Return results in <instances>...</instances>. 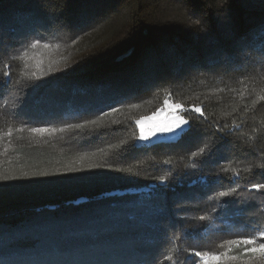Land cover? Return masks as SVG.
Returning a JSON list of instances; mask_svg holds the SVG:
<instances>
[{"label":"trees","instance_id":"trees-1","mask_svg":"<svg viewBox=\"0 0 264 264\" xmlns=\"http://www.w3.org/2000/svg\"><path fill=\"white\" fill-rule=\"evenodd\" d=\"M0 28L22 41L3 57L16 87L0 99V153L38 172L102 166L0 189V242L19 239L12 264H150L160 238L264 232V190L253 188L264 184V0H0ZM44 42L58 56L42 57ZM165 99L204 118L182 112L190 131L137 147L135 121ZM217 124L231 142L209 156ZM34 127L64 131L42 142Z\"/></svg>","mask_w":264,"mask_h":264},{"label":"snow or ice","instance_id":"snow-or-ice-1","mask_svg":"<svg viewBox=\"0 0 264 264\" xmlns=\"http://www.w3.org/2000/svg\"><path fill=\"white\" fill-rule=\"evenodd\" d=\"M22 43L21 40L18 38H14L12 35H8L6 37L4 31L2 28H0V65L4 68V71L2 74H0V99H3L6 95L10 94L16 87L13 76L14 73L11 71L12 65L9 63L3 62V57L9 56L12 52L15 51L18 45ZM40 44L39 40H35L30 45L31 48H36L37 45ZM47 47V45H45ZM24 55H27V52L24 53ZM261 61L264 62V50H262L261 55ZM64 69H61L63 71ZM54 69L50 70L49 75L54 74ZM35 75V73H33ZM42 77H37V79H41ZM36 85H32L31 87H35ZM264 99V97H262ZM27 102V90L25 91V95L21 98H19V102L15 109L12 110L11 115L14 118H18L20 114V110L25 106ZM165 105L175 109L177 112H191L198 114L201 119L204 118V111L202 107H198L193 105L191 108L185 109L183 105L181 104H171L169 105V102L167 100L164 101ZM112 111H116L115 108L111 109ZM155 115V114H154ZM147 119L153 120L151 124H149L147 127L145 126L144 122L142 120H136L135 123L139 126V135L135 137L134 139L136 141H151L153 138H160L167 136L168 134H171L170 138L175 139L178 136L183 135L186 131L191 130L192 121L185 119L184 115H176L172 119H163V120H155L153 117H148ZM97 121H84L83 123L74 125L77 129H88L92 125H95ZM187 126V127H186ZM68 127H73V125H68ZM240 125H233L234 130H238ZM214 131L217 134L218 137V143L214 145L212 149L209 150L208 155L211 156L212 152L215 151L216 147H219L221 143L224 141L231 142V137L228 133H225L223 128L217 124L213 125ZM29 131L33 133H55L57 131H64V128H49V127H34L29 129ZM207 135V133H206ZM137 147L143 146V145H136ZM203 149L201 150L203 154ZM248 151L256 155L255 149L249 148ZM195 155V153L193 154ZM101 165L86 163L82 164L80 167H74V166H65L63 168H57L55 172L49 173V172H38V171H22L19 175H8L6 173L0 172V189L3 187L8 186V181L13 180H26L33 177H39V176H48V175H66L67 173H76V172H87L92 169L100 168ZM113 171H119V172H125L124 169H112ZM195 165L192 168V171L194 172ZM129 172L131 170H128ZM189 174L187 171L183 174H180V176L177 177V179L182 178L183 175ZM161 185L164 186H170L171 183H173L172 180H169L166 176H160L158 178ZM253 188L258 190H264V184H257L253 185ZM102 196L104 194H101ZM229 193L221 191L220 196L221 197H227ZM179 203V202H177ZM238 207H240L238 202ZM240 210L243 211L242 207H240ZM186 218H181V224L180 228L183 229V220ZM206 218L204 216L200 217L201 221H204ZM203 227L198 226L191 229H185V236L190 235L193 232L199 231V228ZM173 230H177V226H172ZM264 232H261L260 235L257 236H247V237H240L237 239H233L229 241V247L224 251L220 252L218 254H213L211 258L213 260L222 261L223 264H229L231 261H235L238 258H247V261L249 264H264ZM19 239H15L12 242H0V264H12V260L9 259L11 257L10 249L18 247ZM232 246H235L233 248ZM235 252V255H230L229 253ZM189 255L192 257V259L195 261L196 258L200 257L203 259H207L209 257L208 253H201V252H193L189 253Z\"/></svg>","mask_w":264,"mask_h":264},{"label":"rangeland","instance_id":"rangeland-1","mask_svg":"<svg viewBox=\"0 0 264 264\" xmlns=\"http://www.w3.org/2000/svg\"><path fill=\"white\" fill-rule=\"evenodd\" d=\"M103 33H101L102 37L105 36V33L110 31V28L106 27V25H103ZM97 38H102L98 34L96 35ZM82 39V38H81ZM73 43V42H72ZM47 45V47H45ZM42 47L39 49L41 50L40 54L42 57H46L51 53V50H56L54 52L55 56H58L59 52L58 50L61 49V47H58L57 44H49L48 42L42 43ZM166 100V99H165ZM169 102V105L171 104H180L175 101H172L170 99H167ZM155 114V115H154ZM176 115H183L182 112H177L175 109L165 105H163L156 110L155 112L142 116L138 118L137 120H142L147 127L149 124L153 122V120L147 119L148 117H153L155 120H163L165 118L167 119H172ZM137 126V136L139 135V126ZM29 131V129H27ZM29 134H32V136L40 137L42 142H45V139L48 138L51 133H33L30 132ZM136 136V137H137ZM171 134H168L167 136L160 137V138H153L151 141H136V144H150V143H155L157 141H170L173 140L170 138ZM35 137H33L34 140ZM1 150V147H0ZM34 163H30L29 160L20 158L19 156L14 157L12 155H9L7 153H0V172L6 173L8 175H19L22 171H35L36 166ZM42 165H39L38 168L40 169ZM19 181H24V180H13V181H8L6 187H3V189H7L9 187L15 186V183H18ZM184 234V233H182ZM211 228L208 230H205V238L203 241H197L198 240V235H196V240L192 241L191 243L188 242H181L175 244L174 246H167V240L170 239L169 237H166L165 240L163 241V238H160L161 240L159 241L158 247H157V255L154 256L152 262L150 264H223L222 261H217L213 260L211 256L213 254H218L220 252H224L227 249V246L229 245V241L227 240L228 235H220L218 237L211 238ZM210 235V236H207ZM260 235L257 234V237ZM190 235L184 236L189 238ZM256 236V235H254ZM176 237L173 236V239ZM263 242V241H260ZM201 252V253H208L209 257L205 260L203 258H196L195 261L192 259V257L189 255V253L193 252ZM230 255H235L233 253H229ZM229 264H249L247 261V258H238L235 261L229 262Z\"/></svg>","mask_w":264,"mask_h":264}]
</instances>
